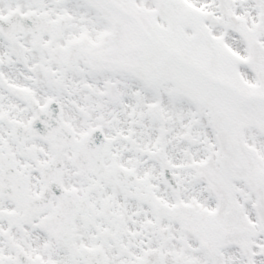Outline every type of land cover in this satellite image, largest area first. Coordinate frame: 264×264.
Segmentation results:
<instances>
[{"label":"snow or ice","instance_id":"6c2138e0","mask_svg":"<svg viewBox=\"0 0 264 264\" xmlns=\"http://www.w3.org/2000/svg\"><path fill=\"white\" fill-rule=\"evenodd\" d=\"M0 264H264V0H0Z\"/></svg>","mask_w":264,"mask_h":264}]
</instances>
